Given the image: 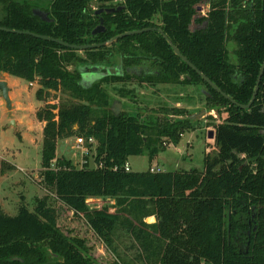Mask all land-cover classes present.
Wrapping results in <instances>:
<instances>
[{
	"label": "trees",
	"instance_id": "obj_1",
	"mask_svg": "<svg viewBox=\"0 0 264 264\" xmlns=\"http://www.w3.org/2000/svg\"><path fill=\"white\" fill-rule=\"evenodd\" d=\"M0 4L1 26L71 44L102 43L126 31L158 27L239 104L251 100L264 61V0ZM100 8L117 10L98 15ZM101 17L106 30L93 35ZM99 65H121L125 72L85 85L81 68ZM0 71L40 85L36 98L47 101L36 113L45 123L43 181L109 248L121 227L137 241L145 264H264V74L253 105L243 109L203 80L156 30L85 51L0 30ZM134 80L192 86L208 108L224 109L225 120L213 124L217 152L205 156L202 170H124L131 156L153 159L163 138L177 145L195 120L188 110L175 107L166 112L181 120L115 115L110 88L133 99L135 89L126 84ZM52 91L59 93L57 102L47 100ZM70 137L97 141L95 167L78 168L58 155L59 141ZM13 168L3 162L0 176ZM91 197L114 199V213L90 209L86 200ZM150 216L158 221L146 223ZM58 221V210L46 199L38 200L34 210L20 206L15 216L0 207V264H97L86 241L67 234Z\"/></svg>",
	"mask_w": 264,
	"mask_h": 264
},
{
	"label": "rangeland",
	"instance_id": "obj_2",
	"mask_svg": "<svg viewBox=\"0 0 264 264\" xmlns=\"http://www.w3.org/2000/svg\"><path fill=\"white\" fill-rule=\"evenodd\" d=\"M1 8L2 4H0ZM21 83L18 92L20 95L22 94L20 102L22 110L24 109L23 112H17V109H8L0 91V165L6 162L14 167L0 176V207L7 214L15 216L18 214L20 206L25 205L30 210H34L38 200L46 199L48 205L58 210V224L61 229L71 236L84 239L97 264H112L115 260L145 264V259L143 256L141 257V248L125 229L118 227L114 234L112 247L109 248L94 233L84 218L77 216L57 201L53 191L45 185L41 175L44 122L37 119L36 113L45 106L47 101H40L36 96L31 99L25 90L28 87V82ZM116 86L121 85L116 84ZM126 86L135 89L133 99L121 97L110 88L113 104L116 101L121 104L120 114L155 122L164 119L167 115L171 119L181 120L182 116L174 117L166 112V109L174 107L186 109L190 115L206 110L205 115L193 120V127L183 133L177 145L170 142V139L163 138L160 143V151L153 159H150L147 154L131 156L128 162L132 171H146L151 164H158L166 171L193 168L202 170L205 156L217 152L218 148L214 139H210L208 135L211 130H214L213 124L225 120L224 109L219 108L220 112H218V108H208L205 105L204 95L192 86L151 84L138 80L131 81ZM30 87L34 88L36 92L40 85L34 82V85ZM58 96L59 93L52 91L47 100L57 102ZM32 102L35 108L33 110ZM16 120L21 121L16 125ZM95 153L96 151L93 150L92 155L86 159L89 167H95ZM58 155L71 160L73 165L81 168L83 161L81 150L76 147V137L59 141ZM114 202L112 198L101 197L100 202L96 201L90 206L107 209L114 213ZM157 221L156 216L145 219L146 223Z\"/></svg>",
	"mask_w": 264,
	"mask_h": 264
},
{
	"label": "water",
	"instance_id": "obj_3",
	"mask_svg": "<svg viewBox=\"0 0 264 264\" xmlns=\"http://www.w3.org/2000/svg\"><path fill=\"white\" fill-rule=\"evenodd\" d=\"M116 8H100L96 11V14H101L104 11L107 13H111L116 11ZM39 16L43 17L46 20H51L49 19L47 16V14L45 12L42 11H37L36 12ZM0 30L2 31H6V32H10V33H16V34H29L32 36H35L39 39H43V40H47V41H54L57 42L63 46H65L66 48L69 49H73V50H78V51H85L88 49H95V48H100V47H104V46H109L115 42H117L118 40L126 37V36H131V35H135V34H140L146 31H151V30H156L158 32H160L164 38L167 40V42L169 43V45L172 47L173 51L175 52V54L180 57L185 63H187L198 75H200L202 77L203 80H205L213 89H215L216 91H218L219 93H221L224 97H226L227 99H229L233 104L240 106L243 109H249L257 96V93L259 91L260 88V83L264 74V61L261 65V69L257 78V82H256V87L254 89V93L252 95L251 100L249 101V103L247 104H239L236 100L232 99L227 93H225L224 91H222L206 74H204L194 63H192L180 50L179 48L172 42V40L162 31V29L158 28V27H151V28H144V29H137V30H132V31H126L124 33H121L105 42L102 43H93V44H71L68 42H65L62 39L59 38H55L52 36H48V35H43V34H37V33H33L30 31H25V30H20V29H12V28H8V27H4L0 25ZM106 30L105 24H104V18L101 17L100 18V23L95 27V29L93 30V35L102 33ZM82 71V82L87 85V84H92L93 82H95L96 80L101 79L102 77H106L109 75H121L122 74V68L121 67H112V68H105L104 66H93V67H89V66H84L81 68ZM86 79H88V81H86ZM0 91L2 92L3 95V99L5 101L6 107L8 109H12V100L9 94V86L7 81L5 80H0ZM120 110H121V104L120 102L116 101L114 103V107H112V111L115 113V115H120ZM206 114V110H203L199 113L193 114L191 116L192 119H195L197 117H201L203 115ZM14 123V121H12ZM208 137L210 139H214L215 137V131L211 130L209 132Z\"/></svg>",
	"mask_w": 264,
	"mask_h": 264
},
{
	"label": "built area",
	"instance_id": "obj_4",
	"mask_svg": "<svg viewBox=\"0 0 264 264\" xmlns=\"http://www.w3.org/2000/svg\"><path fill=\"white\" fill-rule=\"evenodd\" d=\"M31 84H33V83H31ZM96 146H97V141L93 137L89 138L88 140L85 137H76V147L81 150V156H82V161H83L81 168H83L85 165H87L86 159L88 156L92 155L93 150L96 151ZM95 166H96V164H95ZM123 168L126 172L132 171V168H131L129 162H126L125 165L123 166ZM52 169H56L54 164L52 165ZM114 169L117 170L118 167L116 166V167H114ZM148 170L151 173H161V172L166 171L162 166H160L158 164H151L150 167L148 168ZM96 201L100 202L101 197L88 198L86 200V204L90 209L104 210L101 208H93L90 206L91 203H94Z\"/></svg>",
	"mask_w": 264,
	"mask_h": 264
},
{
	"label": "crops",
	"instance_id": "obj_5",
	"mask_svg": "<svg viewBox=\"0 0 264 264\" xmlns=\"http://www.w3.org/2000/svg\"><path fill=\"white\" fill-rule=\"evenodd\" d=\"M0 80H5L8 83V86H9V94H10V97H11V100H12V109L11 110L17 109V112H23L24 109L22 110L23 107H22V104L20 102V99L22 98V94L21 95L19 94L18 89H19V87L22 84L21 82H24V81L25 82H28V81H26L24 79H21V78H18V77H15V76H12V75H9L8 73L2 72V71H0ZM31 85L33 86L34 85V82H33V84H31L30 82H28V87H26L25 90L30 95V98L32 99L33 96H36V92H35L34 88H31L30 87ZM2 105L4 106L3 103H2ZM31 108H32V110L34 108L33 102L31 103ZM20 121L16 120V125ZM44 125H45V123H44Z\"/></svg>",
	"mask_w": 264,
	"mask_h": 264
},
{
	"label": "flooded vegetation",
	"instance_id": "obj_6",
	"mask_svg": "<svg viewBox=\"0 0 264 264\" xmlns=\"http://www.w3.org/2000/svg\"><path fill=\"white\" fill-rule=\"evenodd\" d=\"M114 67H121L122 68V74L121 75H123L124 74V72H125V69H124V67L123 66H114ZM106 68V67H105ZM107 68H112V67H107ZM86 81H88V79H86ZM112 107H114V104L112 105ZM112 107H111V109H112Z\"/></svg>",
	"mask_w": 264,
	"mask_h": 264
}]
</instances>
